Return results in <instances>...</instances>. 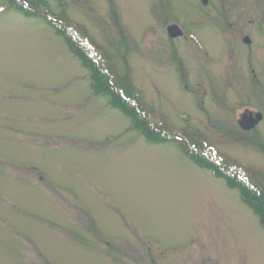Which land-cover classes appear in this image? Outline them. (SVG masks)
<instances>
[{"label":"rangeland","instance_id":"rangeland-1","mask_svg":"<svg viewBox=\"0 0 264 264\" xmlns=\"http://www.w3.org/2000/svg\"><path fill=\"white\" fill-rule=\"evenodd\" d=\"M259 18L264 0H0V264H264L257 214L194 161L264 188ZM51 20L102 57L112 87L131 78L166 141L94 92ZM249 108L263 117L246 130ZM191 131L201 150L177 143Z\"/></svg>","mask_w":264,"mask_h":264},{"label":"trees","instance_id":"trees-1","mask_svg":"<svg viewBox=\"0 0 264 264\" xmlns=\"http://www.w3.org/2000/svg\"><path fill=\"white\" fill-rule=\"evenodd\" d=\"M19 9L26 13L23 8H20V6ZM51 22L56 23V31L65 39L70 49L78 54L83 66L91 71L92 88L94 92L98 91L97 87H101V90L105 93L104 95H109L110 105L113 107H121V111L131 119L133 128L140 131L146 139L157 143L166 141L169 137L166 136V131L162 130V128L160 129L157 122H151L149 120V118L151 119L150 110L139 105V102L137 101L138 99L135 97L136 93H134L131 85H129V83H132L130 80L131 78L129 77L127 80L123 77L116 78L114 80V87H112L113 85H111V83L113 81L110 83V80L104 75V70L107 72L106 68H102L98 65L99 63H102V57L97 53V58L91 60L87 56V52L73 42L71 37H77L79 34L76 30L69 29L70 24L68 22L63 24L62 22L59 23L55 20ZM187 135L188 136L185 137V140L176 139L178 140L177 143L179 146H182L183 149L188 148L191 152H194L197 148L201 150V143L198 145V142L195 140V138L197 139L196 136L198 135V131L196 133L191 131ZM191 145H193V147H190ZM191 157L193 158V156ZM195 157L194 161L197 164L200 163V165L207 166L214 174L224 178L229 186L237 188L240 191L243 201L257 214L259 222L264 228L263 186L260 191H257L256 189H253V187L248 186V184H253L250 182V179L248 180L243 171L237 169L231 170L230 168H226L225 170L224 168H221V171L218 167L221 166V164L205 160L201 156Z\"/></svg>","mask_w":264,"mask_h":264},{"label":"flooded vegetation","instance_id":"flooded-vegetation-1","mask_svg":"<svg viewBox=\"0 0 264 264\" xmlns=\"http://www.w3.org/2000/svg\"><path fill=\"white\" fill-rule=\"evenodd\" d=\"M200 2L204 5V6H206V4H207V2H208V0H205V2L203 3L201 0H200ZM224 23L227 25V26H233V25H237V24H240L237 20H230L229 18H228V15H226L225 17H224ZM264 20L263 19H257V20H249V24H252V23H254V24H252L253 26H259V23L261 22H263ZM171 24H176L177 26H179V27H182V25L180 24V23H175V22H172ZM241 25V24H240ZM256 31H252L251 32V34L249 33V35H245L241 40L245 43V44H247V46H250L251 44H255V43H251V39H253V37H254V33H255ZM253 36V37H252ZM190 37L191 38H193V36L192 35H190ZM250 37H251V39H250ZM253 42H254V40H253ZM252 45V46H253ZM251 47V46H250ZM251 72H252V75H253V77L254 78H256V73H254V71L251 69ZM251 108H249V109H244V113L246 114V117H250V118H252V115L254 114V112H253V110H250ZM248 111H251L252 112V114L250 113V112H248Z\"/></svg>","mask_w":264,"mask_h":264},{"label":"water","instance_id":"water-1","mask_svg":"<svg viewBox=\"0 0 264 264\" xmlns=\"http://www.w3.org/2000/svg\"><path fill=\"white\" fill-rule=\"evenodd\" d=\"M175 27H170L168 29L169 35L170 36H176L179 35L180 32H176ZM260 119V115H256V118L253 121H250L249 117H246L245 115L243 116V118L239 121V124L242 128L244 129H249L251 128L255 123H257V121ZM250 121V124H247L246 122Z\"/></svg>","mask_w":264,"mask_h":264}]
</instances>
